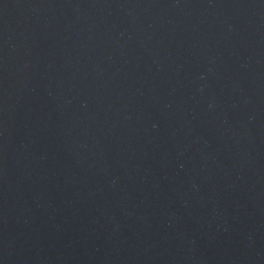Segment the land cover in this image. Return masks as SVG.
<instances>
[{"label":"water","instance_id":"obj_1","mask_svg":"<svg viewBox=\"0 0 264 264\" xmlns=\"http://www.w3.org/2000/svg\"><path fill=\"white\" fill-rule=\"evenodd\" d=\"M71 264H264V34L163 136Z\"/></svg>","mask_w":264,"mask_h":264}]
</instances>
